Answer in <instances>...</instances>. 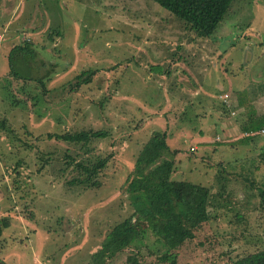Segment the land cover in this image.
Returning <instances> with one entry per match:
<instances>
[{"label":"rangeland","instance_id":"obj_1","mask_svg":"<svg viewBox=\"0 0 264 264\" xmlns=\"http://www.w3.org/2000/svg\"><path fill=\"white\" fill-rule=\"evenodd\" d=\"M30 46L12 67L26 77L50 72L44 92L7 76L10 50ZM3 119L2 264H90L108 232L146 227L121 188L154 130L176 151L170 178L214 195V220L174 250L179 264H223L264 247V0H230L207 37L151 0H0ZM96 129L107 136L85 148L47 136ZM65 152L88 166L106 158L97 186L69 182L84 174L65 165ZM124 242L105 264H125Z\"/></svg>","mask_w":264,"mask_h":264},{"label":"trees","instance_id":"obj_2","mask_svg":"<svg viewBox=\"0 0 264 264\" xmlns=\"http://www.w3.org/2000/svg\"><path fill=\"white\" fill-rule=\"evenodd\" d=\"M151 1L183 21L195 36L200 37H207L214 31L230 4V0ZM53 32L58 34L55 29ZM50 37L49 33L48 38L50 39ZM34 51L31 46L25 50L12 48L7 76L14 80L31 81L41 88L40 92H44V82L48 80L50 72L46 70L40 74L35 70L36 74L31 72V75L26 77L16 72L12 67V61L16 56L26 60L25 56L32 55ZM90 79L91 72L85 76L77 77L74 81L67 83L68 90H77L81 85L87 84ZM38 94L32 95L31 100L36 99ZM244 124L241 123L240 128L244 127ZM260 125V129H262L263 125L261 123ZM3 126L5 128L4 119L3 122H0V127ZM47 136L85 148L90 140L105 138L107 132L101 129L79 130L47 134ZM175 154L176 151L170 150L166 144L164 131L154 130L151 132L137 152L132 169L121 188V194H124L133 211L141 217L149 218L150 223L144 228H132L122 234L108 232L98 250L91 255L90 264H105V260L111 259L117 251L111 252L110 255L106 254L112 246L120 241H125V246L131 248V251H128L125 256V264H179L174 250L184 242L195 239L197 231L210 219L214 220L215 215L211 213L214 195L210 187L170 178ZM62 156L67 158L65 165H73L84 174L82 179H71L70 183L84 184L90 181V186L98 185L93 177L97 171L104 167L106 158L98 159L88 166L66 152ZM39 160L38 169H42L50 161V155L45 152L43 156L41 154ZM222 164V161L217 163L220 167ZM258 195L259 204H264V189H258ZM234 217H238V214L235 213ZM7 226V219L2 217L0 219V234L2 228ZM147 237L151 239L149 246L145 244ZM121 250L118 249L119 252ZM153 256L154 263L145 260V258ZM0 264H2L1 261ZM223 264H264V247L234 259L226 256Z\"/></svg>","mask_w":264,"mask_h":264},{"label":"built area","instance_id":"obj_3","mask_svg":"<svg viewBox=\"0 0 264 264\" xmlns=\"http://www.w3.org/2000/svg\"><path fill=\"white\" fill-rule=\"evenodd\" d=\"M260 132H264V129H261Z\"/></svg>","mask_w":264,"mask_h":264},{"label":"crops","instance_id":"obj_4","mask_svg":"<svg viewBox=\"0 0 264 264\" xmlns=\"http://www.w3.org/2000/svg\"><path fill=\"white\" fill-rule=\"evenodd\" d=\"M242 123V122H241ZM243 124V123H242ZM240 127V126H239Z\"/></svg>","mask_w":264,"mask_h":264}]
</instances>
